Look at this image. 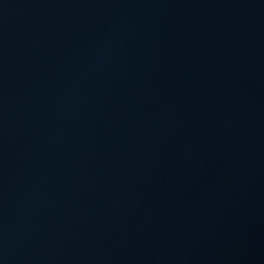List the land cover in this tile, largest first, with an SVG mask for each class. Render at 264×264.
Returning <instances> with one entry per match:
<instances>
[{
  "label": "water",
  "instance_id": "1",
  "mask_svg": "<svg viewBox=\"0 0 264 264\" xmlns=\"http://www.w3.org/2000/svg\"><path fill=\"white\" fill-rule=\"evenodd\" d=\"M0 264H264V0H0Z\"/></svg>",
  "mask_w": 264,
  "mask_h": 264
}]
</instances>
